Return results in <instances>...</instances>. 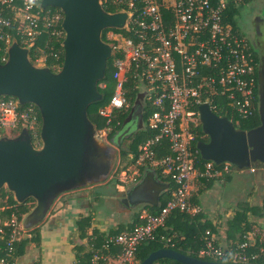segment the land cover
<instances>
[{"label":"built area","instance_id":"1","mask_svg":"<svg viewBox=\"0 0 264 264\" xmlns=\"http://www.w3.org/2000/svg\"><path fill=\"white\" fill-rule=\"evenodd\" d=\"M242 2L99 0L107 13L124 12L127 18L118 32L110 29L105 33L107 42H104L111 47V56L118 52L122 57L113 60V94L99 107L98 114L109 125L114 112L127 104L125 85L129 77L135 79L139 91L136 101L140 97L142 102L151 101L153 111L148 128L155 132L139 146L135 165L160 167L172 186L169 198L156 213L143 207L137 213L136 222L124 230L100 231L102 236L89 232L81 239L88 252L87 264H139V247L150 241L163 243L165 249L172 250L175 236L161 234L159 229L165 227L173 212L191 216L201 213L200 207L191 201L194 183L239 171L228 162L215 164L199 160L198 150H192L190 144L194 137L191 126H196L194 108L197 110L200 104L207 103L211 110L215 109L214 96L227 97L240 118L251 116L255 110L252 49L247 39L226 21L228 6L239 7ZM61 13L50 7L42 8L41 0H0V63L8 60L12 43L29 52L46 36L49 43L37 50L34 62L29 61L34 67L60 69V50L51 41L59 44L65 37ZM48 58L53 60L49 67L45 65ZM19 105L14 98L0 99V137H14L12 133L22 127L21 130L27 129L36 139L34 108L30 104L20 109ZM95 137L107 143V129L95 131ZM162 140L168 142L171 153L156 159L154 148ZM33 145L40 148L41 141ZM25 233L15 216L0 221V264H40L34 259L26 262L25 253L20 255L16 250L15 245L26 238ZM205 234V245L198 259L252 264L264 257V229L253 228L243 233L240 241L229 249L220 247L210 231Z\"/></svg>","mask_w":264,"mask_h":264},{"label":"water","instance_id":"2","mask_svg":"<svg viewBox=\"0 0 264 264\" xmlns=\"http://www.w3.org/2000/svg\"><path fill=\"white\" fill-rule=\"evenodd\" d=\"M41 7L63 13L61 68L53 72L47 67H34L28 50L15 42L8 50V60L0 63V97L36 106L41 118L40 148L34 147L27 129L14 137H0V189L10 191L17 203L30 198L35 202L23 219L24 229L41 222L62 193L98 183L109 174L114 150L96 139L87 109L102 99L97 85L111 57V47L102 40V32L121 29L127 18L124 12L107 13L99 0H41ZM258 27L263 41L261 18ZM135 106L141 111V102L136 101ZM197 110L208 138L196 144L203 160L228 162L239 170L256 162L264 166V94L259 102L261 124L247 132L213 113L207 103ZM153 183L151 175L147 187L153 191L141 200L143 204L157 205L164 186H151ZM160 259L180 264H243L207 261L165 248L151 252L140 264Z\"/></svg>","mask_w":264,"mask_h":264},{"label":"trees","instance_id":"3","mask_svg":"<svg viewBox=\"0 0 264 264\" xmlns=\"http://www.w3.org/2000/svg\"><path fill=\"white\" fill-rule=\"evenodd\" d=\"M213 1V0H212ZM254 0H243V2L240 4L239 7H235L234 5L230 4L228 6V9L226 11V21L229 22V24L234 28L237 29L242 36H244L241 31L239 30L238 27V22L240 20V11L245 4L251 3ZM52 10L60 11L57 8H52ZM112 11V10H108ZM62 14V13H61ZM116 32L118 30L112 29ZM108 30H105L102 32L101 38L103 41L107 42L105 38V33ZM62 40L60 41V43ZM46 43H49V39L46 36H42L36 45L29 50V60L31 62H34V59L38 56L37 50L39 48H43ZM51 43L58 45V49L60 50V59L58 61L59 67H61L62 62H63V49L61 44H57L53 41ZM1 56V53H0ZM122 55L118 52H114V55L109 58L107 61V68L105 71V76L104 78L98 83L97 89L99 93L102 95V99L99 102L91 104L88 109H87V116L91 123L94 126V130L96 132L100 131L101 129H107V139H111L115 133L121 129L122 123L126 120V118L130 115L133 106L136 102V96L138 95L139 91L138 88L136 87L137 81L131 77H129L125 89H126V100L127 104L126 106L121 109V110H116L114 112V117L109 125L105 124V120L99 116L98 114V109L102 105L106 104L110 97L113 94L114 86H115V80L113 78V74L115 71V68L113 66V60L116 58H121ZM254 63L256 62V58L253 55ZM53 60L51 58H48L45 61L46 66H50L52 64ZM59 69H52L51 71L57 72ZM255 77V75H254ZM103 85V86H101ZM255 97H256V104H255V110L253 114L245 119L240 118L237 113L233 110L232 106L229 103V100L227 97L219 95V96H214L212 99L213 105H215V109H212L211 111L218 115L219 117H226L228 118L234 125V127L238 130L241 131H250L253 130L257 127L260 126L261 121H260V115H259V110L257 108V96H256V88L254 89ZM2 98H11V97H0ZM142 115L145 120L144 126L141 128V130L137 133L134 134L129 140L130 144L127 147L126 151H123L120 153V162L116 167L114 176H113V181L116 184H119V176L121 175L122 172H125L127 174L128 166L131 164L135 165V162L139 156V146L148 138L152 137L155 132L150 130L148 128V120L149 116L151 115L153 111V107L151 105L150 100H145L142 102ZM30 106V104H25V105H19L20 109H24L26 107ZM36 113L37 117V127H36V139L33 137V134L30 132V137L31 141L33 143L40 142L39 138V132H40V127H41V118L38 109L31 105ZM195 114H194V120L196 122V126H191V130L194 134L193 139L191 140L190 147L192 150H196V144L197 142H206L208 140L207 136L203 133L200 121L198 120L197 116V110L194 108ZM22 127H18L17 131H14L12 133V136H16ZM155 158L159 159L164 156L170 155V149L168 142L166 140H162L160 145H157L155 148ZM198 159L201 160L202 158L198 154ZM264 168L263 165L260 163L256 162L254 165H251L250 168ZM138 168V174L141 175L142 171L144 169H150L154 171L155 173L158 174L160 179L163 182H167V185L169 186V189H165V192L162 196L161 203L160 205H163L164 202L169 198V193H170V188L172 186V183L169 181V178L164 176L162 174V169L160 167H153V166H137ZM231 174H227L223 176L222 178H228L230 177ZM221 179V178H220ZM216 179H210V180H200L199 183H201V188L198 189V193H201L202 190L204 189V186H210L212 182ZM197 195L191 200L193 203L196 201ZM33 199H27L23 203H17L13 197V194L8 191L6 188L0 189V208H2V211H0V217L2 215H6V219H10L12 216H15L18 221L21 222L23 216L25 214H28L30 210L33 208ZM196 204V203H195ZM147 207V206H146ZM149 211L151 213H156L159 209L158 207H153L149 206L148 207ZM263 209H264V203H263ZM250 210H254L253 208H250ZM138 214H135L132 217L131 223L128 225L130 226L132 223L136 222ZM243 215L242 213H236L235 217L233 218L234 222H239L240 219L242 218ZM202 215L196 214L194 216L181 213V212H173L169 218L165 222V227L159 229V233L161 234H166V235H174V246L172 250L178 251L184 255L193 257V258H199L198 253L199 251L204 247L205 245V240H206V231H212L215 230L214 227L211 223L208 221H202L201 220ZM2 221V220H0ZM78 237L80 239L86 238L88 236V230L91 228V220L89 219L88 216L83 217L81 219H78ZM249 228V224L246 222ZM127 226V225H126ZM125 225H118L114 226L110 230H108L110 233L111 232H119L121 230H124L127 228ZM33 234V237L25 238L21 243L15 245L16 250L18 251V254L23 255L25 253L24 248L30 243L34 242L36 246L40 245V234L38 230H31L29 231ZM91 233L97 236H102L103 233L97 229V228H92ZM164 244L157 242V241H150L146 242L139 247V253H138V262L139 264L153 251H156L158 249L164 248ZM87 258H88V252L84 250L83 247H78L76 248V253H75V264H87ZM159 263L161 264H178L175 261L172 260H167V259H160L158 260ZM264 262V257H260L256 261H253L252 264H259Z\"/></svg>","mask_w":264,"mask_h":264},{"label":"rangeland","instance_id":"4","mask_svg":"<svg viewBox=\"0 0 264 264\" xmlns=\"http://www.w3.org/2000/svg\"><path fill=\"white\" fill-rule=\"evenodd\" d=\"M258 18L264 20V0H254L241 8L240 21L245 25L249 37H255L254 24ZM139 99L142 103L143 98L140 97ZM96 139L102 141L97 137ZM127 143L123 144L121 148L124 151L127 150ZM111 147L113 148V146ZM113 150L114 159L109 174L104 180L62 193L55 199L41 222L25 229L26 238L33 237V234L29 231L35 229L39 231L41 238L39 246H36L34 242H30L24 248L26 255L24 260L26 262L31 258L38 260L40 264H75L76 248H74V245L81 240L78 237L77 221L83 217L88 216L92 222L91 225L99 231H108L116 224L125 225L132 221V217L138 213L141 207L130 213L124 205L119 204L118 199L119 193L128 186L130 179L133 176L137 177L138 168L134 164L129 165L127 174L125 176L120 175L119 184H116L113 181V176L120 162V154L115 148ZM252 169L250 167L244 168L241 170L242 172L235 173L231 181L223 186V196L220 202L226 209L236 208L234 198L239 197L241 193L253 195L255 192L257 194L254 196L256 199L250 202L255 205L260 203L262 197L264 198L263 186L257 188V185L261 182L260 179H264V168L252 167ZM254 189L255 191H253ZM71 200L75 201L74 204ZM204 201L207 209L211 205L213 206L215 199L207 197ZM34 206L35 202L33 203ZM0 211H2V208H0ZM231 214L233 212H230ZM26 215L21 220L22 226ZM6 218L4 214L0 217V220L6 221ZM91 229L92 227L87 232H91Z\"/></svg>","mask_w":264,"mask_h":264},{"label":"crops","instance_id":"5","mask_svg":"<svg viewBox=\"0 0 264 264\" xmlns=\"http://www.w3.org/2000/svg\"><path fill=\"white\" fill-rule=\"evenodd\" d=\"M147 169V168H146ZM252 169V168H250ZM149 170L152 174V178L154 181L157 182H162V185L164 186L163 191L159 195V199L157 202L156 206L153 205H148L145 204L141 206V208L146 207L148 208L149 206L153 207H158L160 206L162 196L165 192L166 187L169 186L167 185V182H163L160 177L158 176L157 173L154 171ZM253 170V169H252ZM237 172H242L241 170L236 171L230 175L228 178H221V179H216L212 182L210 186H204V189L202 190L201 193H198V189L201 188V183L197 182L194 183L192 186V197L191 199L197 195L195 205L199 206L201 209V215L202 221H208L211 223L214 227L215 230H213V234L216 239V243L224 248V249H229L231 248L235 243L240 241L241 236L243 233L252 230L253 228H258V229H264V209H263V203H264V198L260 200V203L255 205L251 204L250 202H253V199H256L254 196L257 194L249 195L246 193L245 195L241 193L239 197H235L234 200L236 202V208L234 206L233 209L230 208H225L222 206V203L220 202V199L223 196V186L227 185L229 181H231L233 175ZM261 182L257 185V188L259 186H263L264 188V179H260ZM256 188V189H257ZM255 191V189L253 190ZM207 197L214 198L215 202L213 206L211 205L210 208L206 209L205 201ZM72 204H74L75 201L71 200ZM55 206V205H54ZM140 208V209H141ZM250 208H253L254 210H250ZM230 212H233V214L230 215ZM236 213H242L243 219H240L239 222H234L233 218L235 217ZM246 222L249 224H246ZM131 222L125 224V226L129 225ZM119 224H116L118 226ZM126 226V227H127ZM92 228H94L93 225H91Z\"/></svg>","mask_w":264,"mask_h":264},{"label":"flooded vegetation","instance_id":"6","mask_svg":"<svg viewBox=\"0 0 264 264\" xmlns=\"http://www.w3.org/2000/svg\"><path fill=\"white\" fill-rule=\"evenodd\" d=\"M259 19H256L257 22L254 24L255 29V37H249L248 32L245 28V25L241 23L242 21L239 20L238 27L244 37L247 39L254 57L256 58V62L254 63V75H255V88H256V96H257V108L259 110V102H260V95L264 94V40H261V32L258 27ZM138 102V101H137ZM140 102V101H139ZM142 104V103H141ZM145 120L142 115V110L139 111V107L135 106L130 115L126 118V120L122 123L121 129L118 130L115 135L111 139H107V143L116 150H118L119 154L124 150L121 149L123 144L127 143V146L130 144V138L137 134L141 128L144 126ZM120 137V138H119ZM136 176H133L127 187H125L119 193V204L124 205L133 213L135 209L145 205L141 202L142 199L147 198V193H151L153 189L147 187L150 182L151 172L147 169H144L141 175L136 173ZM155 183L160 186L162 182L154 181L151 185H155ZM156 185V186H157ZM143 186V188H142ZM157 186V187H158ZM159 189V187L157 188ZM151 190V191H150ZM129 214V213H127ZM74 248L83 247L84 243L79 240L78 243L74 245ZM30 260H32L30 258Z\"/></svg>","mask_w":264,"mask_h":264}]
</instances>
